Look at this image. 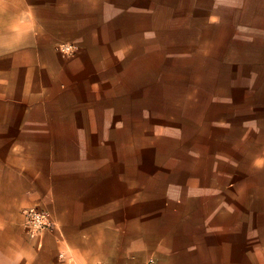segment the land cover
Instances as JSON below:
<instances>
[{"label": "crops", "instance_id": "crops-1", "mask_svg": "<svg viewBox=\"0 0 264 264\" xmlns=\"http://www.w3.org/2000/svg\"><path fill=\"white\" fill-rule=\"evenodd\" d=\"M22 9L35 31L0 55V264H264V0ZM35 208L53 227L30 236Z\"/></svg>", "mask_w": 264, "mask_h": 264}, {"label": "clouds", "instance_id": "clouds-1", "mask_svg": "<svg viewBox=\"0 0 264 264\" xmlns=\"http://www.w3.org/2000/svg\"><path fill=\"white\" fill-rule=\"evenodd\" d=\"M17 4L18 0H0V55H6L13 51L15 46L24 44L35 31L34 16L30 24L20 22L21 18L28 20L25 15L27 9L13 14V8Z\"/></svg>", "mask_w": 264, "mask_h": 264}, {"label": "built area", "instance_id": "built-area-1", "mask_svg": "<svg viewBox=\"0 0 264 264\" xmlns=\"http://www.w3.org/2000/svg\"><path fill=\"white\" fill-rule=\"evenodd\" d=\"M72 46L65 45L62 50L72 52ZM73 53V52H72ZM25 227L30 236H34L42 231L50 230L53 227L52 220L48 212L43 209L35 208L25 213ZM147 264H157L155 258L148 260Z\"/></svg>", "mask_w": 264, "mask_h": 264}, {"label": "rangeland", "instance_id": "rangeland-1", "mask_svg": "<svg viewBox=\"0 0 264 264\" xmlns=\"http://www.w3.org/2000/svg\"><path fill=\"white\" fill-rule=\"evenodd\" d=\"M65 45H66V44H65ZM65 45L62 44V45L59 46L61 52L64 53V54H66L67 56H71L72 54H74L75 50H73V48H72V50H73L72 52H73V53H72V52H65V51H63L62 48H63V46H65Z\"/></svg>", "mask_w": 264, "mask_h": 264}]
</instances>
